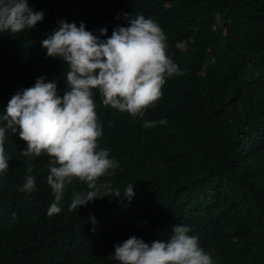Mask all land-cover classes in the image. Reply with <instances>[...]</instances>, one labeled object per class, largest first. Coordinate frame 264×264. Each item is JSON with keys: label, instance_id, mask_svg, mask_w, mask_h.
Returning a JSON list of instances; mask_svg holds the SVG:
<instances>
[{"label": "trees", "instance_id": "obj_1", "mask_svg": "<svg viewBox=\"0 0 264 264\" xmlns=\"http://www.w3.org/2000/svg\"><path fill=\"white\" fill-rule=\"evenodd\" d=\"M29 6L45 13L43 21L0 33V114L38 77L56 82L61 96L67 91L66 63L42 46L61 20L84 22L97 36L107 27L110 36L127 26L124 13L151 17L183 74L168 78L162 98L146 110L144 120L167 121L153 128L95 95L100 146L122 168L112 185L123 191L132 183L130 202L121 194L69 211L72 189L86 191L74 182L61 212L49 215L48 158L20 156L26 143L8 133L0 264H119L109 258L117 243L132 236L149 244L167 240L177 224L190 227L216 264H264V0H29ZM29 163L36 189L21 192Z\"/></svg>", "mask_w": 264, "mask_h": 264}, {"label": "clouds", "instance_id": "obj_2", "mask_svg": "<svg viewBox=\"0 0 264 264\" xmlns=\"http://www.w3.org/2000/svg\"><path fill=\"white\" fill-rule=\"evenodd\" d=\"M44 16L43 11L29 6V0H0V33L15 35L33 29ZM124 19L127 26H117L110 36L107 27L97 36L84 22L77 26L59 21L42 46L48 57H59L66 63L67 91L61 96L56 82L38 77L34 85L13 94L0 114V175L7 172L11 159L5 149L8 133L18 134L27 145L20 156L48 158L46 182L54 196L49 215L61 212L60 202L74 182L85 185L86 191L72 189L69 211L121 194L130 202L135 195L132 183L123 191L112 185L111 177L122 168L110 158V150L100 146L103 128L96 111V93L105 107L144 120L146 110L162 98L167 79L183 74L168 55L166 35L155 19L141 13H124ZM166 123L165 119L144 120L143 126ZM32 171L29 163V174L19 191L36 189ZM89 219L96 223L94 215ZM190 232V227L177 224L167 240L150 244L132 236L117 243L109 258L119 264H216L212 253Z\"/></svg>", "mask_w": 264, "mask_h": 264}]
</instances>
